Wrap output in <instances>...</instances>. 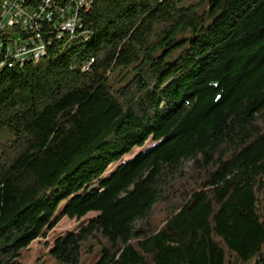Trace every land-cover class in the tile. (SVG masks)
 I'll list each match as a JSON object with an SVG mask.
<instances>
[{"label":"trees","instance_id":"1","mask_svg":"<svg viewBox=\"0 0 264 264\" xmlns=\"http://www.w3.org/2000/svg\"><path fill=\"white\" fill-rule=\"evenodd\" d=\"M90 1L0 63V264H264V0Z\"/></svg>","mask_w":264,"mask_h":264},{"label":"built area","instance_id":"2","mask_svg":"<svg viewBox=\"0 0 264 264\" xmlns=\"http://www.w3.org/2000/svg\"><path fill=\"white\" fill-rule=\"evenodd\" d=\"M86 2L89 9L91 1ZM78 4L79 0H4L0 7V63H15L25 53L34 52L37 44L68 31Z\"/></svg>","mask_w":264,"mask_h":264},{"label":"rangeland","instance_id":"3","mask_svg":"<svg viewBox=\"0 0 264 264\" xmlns=\"http://www.w3.org/2000/svg\"><path fill=\"white\" fill-rule=\"evenodd\" d=\"M150 145V143H148ZM142 149H134L131 154L124 158V161L132 159ZM96 213H91L89 216H95ZM79 223L75 220H68L63 218L55 229L49 234L48 242L49 246L44 245V242H34L30 246L29 254L26 258V264H57L54 259L51 258L50 249L52 248V240L59 234L74 231L77 229Z\"/></svg>","mask_w":264,"mask_h":264},{"label":"bare ground","instance_id":"4","mask_svg":"<svg viewBox=\"0 0 264 264\" xmlns=\"http://www.w3.org/2000/svg\"><path fill=\"white\" fill-rule=\"evenodd\" d=\"M3 1L4 0H0V7H1V5H2V3H3ZM85 8V7H84ZM75 21H74V19H72V23H71V26H70V28H69V30H72L73 28H74V26H75ZM68 33V32H67ZM33 54V53H32ZM25 56V55H24ZM27 56V55H26ZM29 56V55H28ZM32 56V55H31ZM38 58V57H37ZM22 59V58H21Z\"/></svg>","mask_w":264,"mask_h":264}]
</instances>
